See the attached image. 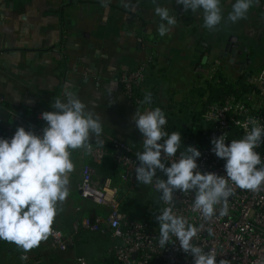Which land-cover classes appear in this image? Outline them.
Segmentation results:
<instances>
[{
    "label": "crops",
    "instance_id": "0c3cea01",
    "mask_svg": "<svg viewBox=\"0 0 264 264\" xmlns=\"http://www.w3.org/2000/svg\"><path fill=\"white\" fill-rule=\"evenodd\" d=\"M131 3L136 6L126 9L121 0H111L108 7H103L101 0H0V97L4 100L0 137H12L21 127L15 124L14 116L40 125L35 115L53 111L54 98L64 99L65 91H72L100 117L101 139L120 141L136 155L143 151L144 139L131 119L137 110L143 113L156 105L181 118L180 107L195 109L198 99L193 90L201 87L205 75L211 74L212 80L217 70L226 73L227 65L231 66L230 57L221 56L220 51L230 35L239 44L245 32L251 39L255 35L259 42L263 39L264 12H259L257 3L246 19L235 24L222 21L213 31L203 27L202 10L193 13L184 11L176 0H157L177 19L163 37L158 34L161 20L152 0ZM233 3L235 0H221L224 17ZM235 29L241 34L233 32ZM81 32L88 35L82 38ZM153 53L157 58L136 95L151 92L154 102L134 105L124 95L119 76L136 69ZM92 143L95 145L94 138ZM72 160L75 168L70 174V194L53 224L54 230L71 240L68 249L52 250L47 241H41L26 254V260H21L25 253L20 248L0 240V264H78L83 248H98L109 240L108 233H75L74 225L86 217H106L107 209L83 199L77 185L84 164L93 169L95 184L111 178L117 185V176L111 177V157L96 162L75 150ZM152 197L138 186L118 199L122 211L137 220L144 218Z\"/></svg>",
    "mask_w": 264,
    "mask_h": 264
},
{
    "label": "clouds",
    "instance_id": "9594fccd",
    "mask_svg": "<svg viewBox=\"0 0 264 264\" xmlns=\"http://www.w3.org/2000/svg\"><path fill=\"white\" fill-rule=\"evenodd\" d=\"M111 0H101L108 7ZM155 4V14L160 18L158 34L163 37L177 24L170 9ZM126 9L136 5L131 0H121ZM184 11L193 13L202 10L203 27L218 30L222 21L235 24L246 19L258 0H235L227 17L223 16L221 0H176ZM152 93L146 91L141 104H151ZM53 111L41 113L46 122L42 135L18 127L10 139L0 138V240L14 243L25 255L38 247L53 231L56 216L70 194V174L75 165L72 152L83 150L93 152V138L97 147H105L101 139L103 126L100 117L72 91H65L64 99L54 98ZM135 127L144 137L143 151L136 153L139 161L135 168L136 180L142 185L153 183L161 193L159 199L166 207L155 219L159 223V244L164 248L175 236L181 250L191 254L194 264H217L214 252L205 251L192 243L199 229L184 216L174 212L177 191L194 192L192 207L205 219H211L216 206L221 205V215L228 213V199L234 194V187L258 192L264 187V163L255 151L264 138V126L255 120L253 126L241 139L226 144L225 134L214 137L212 151L226 161V175L198 170L197 158L201 156L193 146L179 155L178 160L166 166L165 159L175 157L181 147L180 131L171 134L164 130L167 124L165 112L155 107L132 116ZM259 166V167H258ZM157 170L166 179L157 177ZM211 234V230H210ZM218 264H230L220 259Z\"/></svg>",
    "mask_w": 264,
    "mask_h": 264
},
{
    "label": "built area",
    "instance_id": "2783aa9c",
    "mask_svg": "<svg viewBox=\"0 0 264 264\" xmlns=\"http://www.w3.org/2000/svg\"><path fill=\"white\" fill-rule=\"evenodd\" d=\"M257 6L259 12H264V0H258ZM156 58L157 54H150L136 69L123 72L119 76L118 82L124 95L134 105H141L142 100L137 97L136 92L144 83L147 70ZM244 76L247 85L245 91L239 90L236 94L225 95L219 102L209 104L202 113L204 125L202 138L205 139V144L199 147L193 146L201 153V156L197 158V164L198 170L202 173L213 172L226 175L224 167L226 161L218 158L212 151L211 141L214 137L225 134L226 144H230L234 139L243 138L253 126V120L264 126V65L259 71L247 73ZM65 85L68 86V83ZM3 103L4 100L0 97V108ZM40 116V113L35 115L40 125L24 122L18 116H14V122L25 130L42 135L46 122ZM1 124L0 120V126ZM187 127H191L190 121ZM164 130L168 132L167 124ZM0 138L10 139L11 137L7 135ZM186 140L184 139V142ZM107 143L110 144L111 151L96 145H93L91 154L76 150L80 155H88L96 162L102 161L109 155L119 171L117 185L113 184L111 178H106L97 185L90 165L82 166L81 178L77 185L80 196L96 206L106 208L108 213L105 218L97 215L83 218L79 224L74 225V232L85 230L108 233L110 240L114 242L110 254L118 264H194L191 254L181 250L175 236L171 237L170 243L164 248L159 244V223L155 216L167 205L159 199L161 193L156 188L155 178L152 184H140L136 180L135 168L139 161L134 151L115 139L106 141L105 146ZM184 151L178 150L175 157L166 158V166L178 160L180 153ZM255 151L260 154L264 163V138ZM157 177L166 179L160 170H157ZM138 186L156 194V199L148 203L144 218L136 220L129 218L122 211L118 196L122 193H133ZM233 187L234 194L228 199L226 215L220 214L222 206L217 205L214 216L211 219H205L192 207L194 192H175L173 210L177 215L186 217L189 223L199 229L192 243L205 251L214 252L217 256V264L220 259H227L230 264H264V187L258 192L239 189L234 185ZM43 241H47L52 250L59 252H65L71 243V240H66L60 231L54 229ZM77 263L86 264L84 259H78Z\"/></svg>",
    "mask_w": 264,
    "mask_h": 264
},
{
    "label": "trees",
    "instance_id": "16d2710c",
    "mask_svg": "<svg viewBox=\"0 0 264 264\" xmlns=\"http://www.w3.org/2000/svg\"><path fill=\"white\" fill-rule=\"evenodd\" d=\"M262 67L263 65L259 66L256 70L259 71ZM224 77L225 75L222 73V70H217L212 78V80L217 81L216 85L208 83L206 87H198L193 90V94L198 99L196 102L197 108L198 105L201 106L200 111H198V109L189 108L188 106H182L178 111L182 113V117L177 118L174 113L165 111L160 107L166 114L168 132L171 134L174 131H180L181 133L182 143L179 150H186L185 147L187 146L199 147L205 144V139L202 138V130L204 128L202 123V113L206 110L209 104L219 102L227 94H236L239 90L245 91L247 89L244 80V73L236 78L235 83L237 84V87H233L230 83V85H228L224 80ZM137 97L141 100L144 99V96L141 95H137ZM152 102H154V100H152ZM154 107L159 106L154 105ZM189 121L191 122L190 128L187 127ZM184 139H187L186 142H184ZM105 147L108 151H111L110 144L107 143ZM110 170L113 173L111 177L116 178L118 174L117 170L119 171V169L112 159L110 160Z\"/></svg>",
    "mask_w": 264,
    "mask_h": 264
},
{
    "label": "rangeland",
    "instance_id": "374dc122",
    "mask_svg": "<svg viewBox=\"0 0 264 264\" xmlns=\"http://www.w3.org/2000/svg\"><path fill=\"white\" fill-rule=\"evenodd\" d=\"M233 32L237 34H241V30H238V29L233 30ZM80 35L82 38H84L85 35H88V34L86 32H81ZM231 36L232 35H230L229 37ZM242 41L243 43H241L240 41V44L246 45L247 47L251 48L250 53H253L254 58L252 59V61H253L254 67H253V70L250 71V73H255L257 70H254V69H257L259 66L264 65V36H263V39H261V41L259 42V40L257 39V35H255L254 38L251 39L250 35L246 37V32H245V36L242 37ZM224 75H225L224 80L226 81L228 85L231 84L233 87H237V84L233 82L238 76L236 73L235 66L232 67V66L227 65V72L224 73ZM210 77H211V74L205 75L204 80H202L200 83L201 88L206 87L208 83H211L213 85L217 84V81L211 80ZM228 79L231 81H229ZM195 109H198L199 111L201 109V106L198 105V108H197V105H196ZM150 194L153 196L151 199L155 200L156 194H152V193ZM109 240L106 238L98 248H83L79 255L86 261L87 264H118L113 258L108 257L107 253L110 252V249L113 245Z\"/></svg>",
    "mask_w": 264,
    "mask_h": 264
},
{
    "label": "flooded vegetation",
    "instance_id": "af4514ba",
    "mask_svg": "<svg viewBox=\"0 0 264 264\" xmlns=\"http://www.w3.org/2000/svg\"><path fill=\"white\" fill-rule=\"evenodd\" d=\"M263 36H264V33H263ZM227 42V41H226ZM226 45V43H225ZM236 45H237V49H238V53H237V56L235 58V60L233 61V63H231V66L236 68V73L238 76H240L241 74H247V73H250L251 70H253V61L252 59L254 58L253 57V53H250V49L249 47H247L246 45H243V44H239L238 42H236ZM229 57V56H228ZM256 57V56H255ZM249 59L250 60V64H246V60ZM238 64H241L243 63L244 65L241 66V65H237ZM256 70V69H254ZM237 76V77H238ZM236 77V78H237ZM229 80V79H228ZM236 80V79H235ZM231 81V80H229ZM235 83V81H233ZM230 83V82H229Z\"/></svg>",
    "mask_w": 264,
    "mask_h": 264
},
{
    "label": "water",
    "instance_id": "95a60500",
    "mask_svg": "<svg viewBox=\"0 0 264 264\" xmlns=\"http://www.w3.org/2000/svg\"><path fill=\"white\" fill-rule=\"evenodd\" d=\"M236 41L237 39L233 36L229 37L227 39L226 45L224 46V48H222L221 51V56L223 57H230V63H233V61L235 60L237 53H238V49H237V45H236ZM246 64H250V60L247 59L246 60ZM237 65H241L243 66L244 64H238Z\"/></svg>",
    "mask_w": 264,
    "mask_h": 264
}]
</instances>
